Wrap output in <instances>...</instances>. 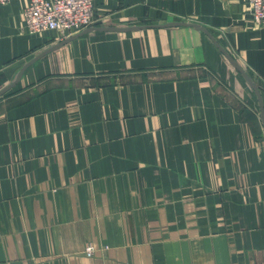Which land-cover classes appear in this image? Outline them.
<instances>
[{
  "label": "crops",
  "instance_id": "crops-1",
  "mask_svg": "<svg viewBox=\"0 0 264 264\" xmlns=\"http://www.w3.org/2000/svg\"><path fill=\"white\" fill-rule=\"evenodd\" d=\"M29 1L0 6V91L64 40ZM93 2L107 29L0 97V264H264L261 105L221 49L264 107V26L246 0Z\"/></svg>",
  "mask_w": 264,
  "mask_h": 264
},
{
  "label": "built area",
  "instance_id": "built-area-1",
  "mask_svg": "<svg viewBox=\"0 0 264 264\" xmlns=\"http://www.w3.org/2000/svg\"><path fill=\"white\" fill-rule=\"evenodd\" d=\"M11 0H0V6ZM94 0H30L25 7V23L32 34L47 30H57L59 39L68 38L88 27L95 26L99 20L95 14ZM250 6L252 21L264 26V0H246ZM95 248L90 245L87 255H94Z\"/></svg>",
  "mask_w": 264,
  "mask_h": 264
},
{
  "label": "water",
  "instance_id": "water-1",
  "mask_svg": "<svg viewBox=\"0 0 264 264\" xmlns=\"http://www.w3.org/2000/svg\"><path fill=\"white\" fill-rule=\"evenodd\" d=\"M173 24H191L197 28L203 29V30H207L205 27H203L200 24L197 23H186V22H177V23H173ZM97 29H107V28H101V27H97V26H91L88 27L68 38H65L63 41H61L60 43H57L56 45H53L52 47H50L49 49L41 52L40 54H38L34 59H32L31 61H29L20 71V73L17 76V79L9 86L5 87L4 89H2L0 91V97L3 96L7 91H9L13 86H15L21 79L24 71L32 64H34L38 59H40L41 57H43L45 54L50 53L56 49H58L60 46L64 45L65 43L79 37L82 36L85 33H88L90 31L93 30H97ZM111 29V28H109ZM112 29H116V30H122V29H118V28H112ZM208 33L210 34L211 37H213V35L208 31ZM214 38V37H213ZM218 43V42H217ZM219 45V44H218ZM220 46V45H219ZM222 51L225 53V55L230 59V61L235 65V67L246 77V79L248 80V82L250 83V85L254 88V90L256 91L258 97H259V101H260V105H261V113H262V119L264 122V107H263V100H262V95L261 92L259 90V88L257 87L256 83L253 81V79L250 77V75L237 63V61L235 60V58L228 53L225 49H223L221 47Z\"/></svg>",
  "mask_w": 264,
  "mask_h": 264
},
{
  "label": "rangeland",
  "instance_id": "rangeland-1",
  "mask_svg": "<svg viewBox=\"0 0 264 264\" xmlns=\"http://www.w3.org/2000/svg\"><path fill=\"white\" fill-rule=\"evenodd\" d=\"M253 81H254V80H253ZM88 247H89V246H88ZM88 247H87V248H88ZM87 248H86V251H87ZM91 256H92V255H91Z\"/></svg>",
  "mask_w": 264,
  "mask_h": 264
}]
</instances>
